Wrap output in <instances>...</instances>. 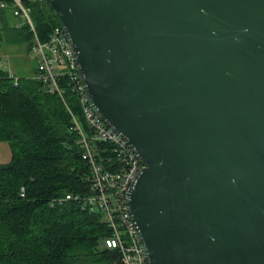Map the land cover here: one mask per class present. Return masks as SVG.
<instances>
[{
    "label": "water",
    "instance_id": "obj_1",
    "mask_svg": "<svg viewBox=\"0 0 264 264\" xmlns=\"http://www.w3.org/2000/svg\"><path fill=\"white\" fill-rule=\"evenodd\" d=\"M92 111L146 167V264H264V0H45Z\"/></svg>",
    "mask_w": 264,
    "mask_h": 264
},
{
    "label": "trees",
    "instance_id": "obj_2",
    "mask_svg": "<svg viewBox=\"0 0 264 264\" xmlns=\"http://www.w3.org/2000/svg\"><path fill=\"white\" fill-rule=\"evenodd\" d=\"M2 3L0 46L29 53L33 33L23 21L11 24L18 19L11 0ZM41 4L26 6L39 40L46 41L59 26ZM32 77H16L15 86L0 70V143L11 151L10 161L0 164V264H123L116 250L104 247L110 230L100 213L54 202L90 192L89 165L63 101ZM63 99L85 127L75 93L66 88Z\"/></svg>",
    "mask_w": 264,
    "mask_h": 264
},
{
    "label": "built area",
    "instance_id": "obj_3",
    "mask_svg": "<svg viewBox=\"0 0 264 264\" xmlns=\"http://www.w3.org/2000/svg\"><path fill=\"white\" fill-rule=\"evenodd\" d=\"M45 0H11L13 16L28 24L33 33L31 52L37 72L32 77L42 82L47 91L57 94L71 116V130L78 135L77 144L81 157L89 165L87 195H66L54 202L73 201L83 209L100 213L110 230L104 239V247L116 250L123 264H146L144 250L126 211V198L135 177L146 165L135 155L127 142L108 127L90 108L77 73L71 46L63 32L56 27L46 41H40L30 19L29 3ZM1 7H7L2 3ZM18 27V25H16ZM17 84V78L9 74ZM65 81V85L61 81ZM66 88L75 93L80 107L82 126L78 117L71 113L63 95Z\"/></svg>",
    "mask_w": 264,
    "mask_h": 264
},
{
    "label": "rangeland",
    "instance_id": "obj_4",
    "mask_svg": "<svg viewBox=\"0 0 264 264\" xmlns=\"http://www.w3.org/2000/svg\"><path fill=\"white\" fill-rule=\"evenodd\" d=\"M40 5H43L40 3ZM10 23H20L21 20H9ZM36 63L34 61L33 53L30 51L25 54L23 50L16 47H9L5 49L0 46V70L7 71L16 77H32L36 74ZM11 159L10 147L7 143H0V164H6Z\"/></svg>",
    "mask_w": 264,
    "mask_h": 264
}]
</instances>
